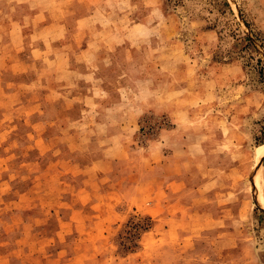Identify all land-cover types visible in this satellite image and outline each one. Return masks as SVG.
I'll return each mask as SVG.
<instances>
[{"label": "rangeland", "instance_id": "rangeland-1", "mask_svg": "<svg viewBox=\"0 0 264 264\" xmlns=\"http://www.w3.org/2000/svg\"><path fill=\"white\" fill-rule=\"evenodd\" d=\"M44 13L52 23L43 32L34 15ZM56 80L64 86L51 94ZM17 111L31 114L19 122ZM52 115L73 131L58 142L73 143L71 157L111 160L109 172L122 171L102 183L105 169L90 168L95 193L115 184L117 210L128 213L107 224L103 264H137L111 258L112 250L131 255L127 223L148 216L140 246L173 231L153 245L148 264H264L254 183L258 176L264 198V0H0V195L9 206L31 188L28 175L49 176L33 162L52 149L50 136H62ZM27 128L48 130L41 139ZM81 145L88 150L76 151ZM44 232L21 238L0 217V244ZM134 251L142 262L144 251Z\"/></svg>", "mask_w": 264, "mask_h": 264}, {"label": "crops", "instance_id": "crops-1", "mask_svg": "<svg viewBox=\"0 0 264 264\" xmlns=\"http://www.w3.org/2000/svg\"><path fill=\"white\" fill-rule=\"evenodd\" d=\"M20 17L22 16L11 19V23L23 22ZM34 17L43 20L40 23L39 31H47L49 23H52L50 15L47 16L44 13L43 15H34ZM50 60V57H43L40 61L41 67L47 68L46 62H50ZM60 86H64V83L56 80L53 83V88L48 89H51V94H53L55 89ZM45 95H49V92L46 91ZM30 114V111H17V120L22 122L20 118H26ZM54 116H51V120L54 121L52 123L53 131L54 133L60 132L62 136L54 141L53 136H50V142L54 145L50 151L46 152L49 158L45 154V156L39 155L38 161L33 162V166L37 167L36 170L40 166L50 168L49 176L45 175L44 172L28 175L27 184L31 188L21 190L18 195H15L13 200L15 205L13 206H9V200L0 195V217H7L12 231H18L21 238L29 237L32 232L36 234V232L45 231V234L41 235V238L35 242L28 240L22 242L23 240H21L18 243L10 241V239L3 241L0 244V259L9 258L11 259L10 264H62L63 261H67L65 254L69 257V264H77L78 261L74 260L75 256H78L81 264H103V254H105L103 248L108 250L110 247L109 241L104 242L103 239L108 231L109 226L107 224H117L124 221L128 213L117 210L118 204L123 201V195L117 191L115 184H111L104 195L95 193L90 181L96 177H91L90 168L95 165L105 169L97 176L100 182L104 181L106 177H111V175L115 176L117 173L121 175L122 171L113 170L109 172V169L113 167L111 160L102 159L94 161L92 164L83 157H71L74 148L70 147V144L73 143L58 142L61 139H71L73 131L66 129L68 127L57 126L58 117L55 118ZM46 130L48 129L39 131L35 128H27V132L41 135V139H44L42 137ZM21 134V130L13 133L12 139L20 140L17 136H21ZM33 139L39 142L38 138L34 137ZM87 150L84 145H81L76 151L84 153ZM229 173L223 174V177ZM201 194L208 195L211 199V197L216 198L228 193L219 192L217 194L214 192L210 194V191H203ZM211 207L207 206L204 213L217 217L218 210ZM94 218L101 221L98 223ZM48 231L50 232L48 233ZM101 232L102 235H100ZM156 233L158 234L157 238L155 237L156 241L153 240L152 244L141 242L142 246L146 248L143 250L142 246L139 247V250L142 249L145 253L142 262L134 255L136 251L129 253L134 255L132 258L131 255H119L117 251L112 250L111 258L115 256L120 261H137V264H148V262L153 261L152 258H155L153 245L157 240L163 242L164 236L166 234L171 235L173 231L164 228ZM164 243L169 244V242ZM14 252H18L21 256L14 257ZM111 258L107 257V260Z\"/></svg>", "mask_w": 264, "mask_h": 264}, {"label": "trees", "instance_id": "trees-1", "mask_svg": "<svg viewBox=\"0 0 264 264\" xmlns=\"http://www.w3.org/2000/svg\"><path fill=\"white\" fill-rule=\"evenodd\" d=\"M127 227L129 228V236L130 239L129 245L123 243V246L127 248L125 253L133 252L136 248H139L140 238L143 231H146L152 227L151 217H146L145 220H138L134 222V219L131 218L128 223Z\"/></svg>", "mask_w": 264, "mask_h": 264}, {"label": "bare ground", "instance_id": "bare-ground-1", "mask_svg": "<svg viewBox=\"0 0 264 264\" xmlns=\"http://www.w3.org/2000/svg\"><path fill=\"white\" fill-rule=\"evenodd\" d=\"M259 149H260V153H262L263 151H264V145H261L260 147H259ZM254 183H255V185H256V187H257V191L259 192V196L262 198V201H263V204H264V198H263V196H262V194H261V192H260V178L257 176L256 177V179L254 180Z\"/></svg>", "mask_w": 264, "mask_h": 264}]
</instances>
